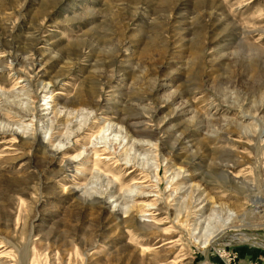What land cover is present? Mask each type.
Returning a JSON list of instances; mask_svg holds the SVG:
<instances>
[{"label":"rangeland","instance_id":"374dc122","mask_svg":"<svg viewBox=\"0 0 264 264\" xmlns=\"http://www.w3.org/2000/svg\"><path fill=\"white\" fill-rule=\"evenodd\" d=\"M246 246L264 251V0H0V264Z\"/></svg>","mask_w":264,"mask_h":264},{"label":"crops","instance_id":"0c3cea01","mask_svg":"<svg viewBox=\"0 0 264 264\" xmlns=\"http://www.w3.org/2000/svg\"><path fill=\"white\" fill-rule=\"evenodd\" d=\"M235 250L239 264H249L254 261L257 264H264V251L259 247L257 249L251 246L237 247Z\"/></svg>","mask_w":264,"mask_h":264},{"label":"bare ground","instance_id":"6f19581e","mask_svg":"<svg viewBox=\"0 0 264 264\" xmlns=\"http://www.w3.org/2000/svg\"><path fill=\"white\" fill-rule=\"evenodd\" d=\"M92 134H94V133H92ZM228 220H229V217H228V219L226 221H228ZM222 231L223 230L218 229L215 233H209V234H207V237H205L204 240L200 244L201 251H203L205 249V247H207L208 245L214 244L213 242L215 241V239H217L221 235ZM231 239H233V240H238L239 239L241 241H249L245 237L244 238H239V236L237 234H235V233L231 235ZM214 245H216V244H214ZM206 249H208V247ZM202 264H205V263H202Z\"/></svg>","mask_w":264,"mask_h":264},{"label":"built area","instance_id":"2783aa9c","mask_svg":"<svg viewBox=\"0 0 264 264\" xmlns=\"http://www.w3.org/2000/svg\"><path fill=\"white\" fill-rule=\"evenodd\" d=\"M223 253H224V258L230 264V261H233V259L235 257L234 254L231 255L230 253H225V252H223ZM232 264H234V263H232Z\"/></svg>","mask_w":264,"mask_h":264},{"label":"water","instance_id":"95a60500","mask_svg":"<svg viewBox=\"0 0 264 264\" xmlns=\"http://www.w3.org/2000/svg\"><path fill=\"white\" fill-rule=\"evenodd\" d=\"M207 251H208V249H206V250L204 251V258L207 256Z\"/></svg>","mask_w":264,"mask_h":264}]
</instances>
